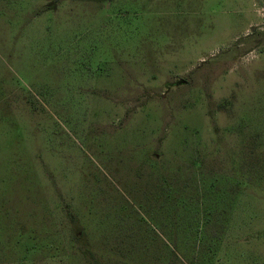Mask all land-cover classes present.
Segmentation results:
<instances>
[{
    "label": "rangeland",
    "instance_id": "374dc122",
    "mask_svg": "<svg viewBox=\"0 0 264 264\" xmlns=\"http://www.w3.org/2000/svg\"><path fill=\"white\" fill-rule=\"evenodd\" d=\"M0 264H264V0H0Z\"/></svg>",
    "mask_w": 264,
    "mask_h": 264
}]
</instances>
